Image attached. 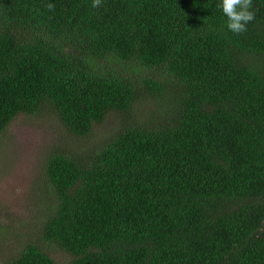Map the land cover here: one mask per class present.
<instances>
[{
  "label": "trees",
  "instance_id": "16d2710c",
  "mask_svg": "<svg viewBox=\"0 0 264 264\" xmlns=\"http://www.w3.org/2000/svg\"><path fill=\"white\" fill-rule=\"evenodd\" d=\"M218 2L0 0V136L119 117L47 154L41 238L4 264H264V0L239 34Z\"/></svg>",
  "mask_w": 264,
  "mask_h": 264
},
{
  "label": "rangeland",
  "instance_id": "374dc122",
  "mask_svg": "<svg viewBox=\"0 0 264 264\" xmlns=\"http://www.w3.org/2000/svg\"><path fill=\"white\" fill-rule=\"evenodd\" d=\"M144 115L149 104L135 107ZM119 126L117 113L93 127L85 137L71 135L53 114L21 115L0 136V264L14 257L22 246L41 238L52 196L44 167L47 154L57 147L80 151L104 141ZM58 264H69L71 255L54 250Z\"/></svg>",
  "mask_w": 264,
  "mask_h": 264
},
{
  "label": "clouds",
  "instance_id": "9594fccd",
  "mask_svg": "<svg viewBox=\"0 0 264 264\" xmlns=\"http://www.w3.org/2000/svg\"><path fill=\"white\" fill-rule=\"evenodd\" d=\"M101 0H93V7H98ZM49 7L53 5L49 4ZM217 7L226 17L228 30L233 33H243L248 24L255 19L252 0H219Z\"/></svg>",
  "mask_w": 264,
  "mask_h": 264
}]
</instances>
